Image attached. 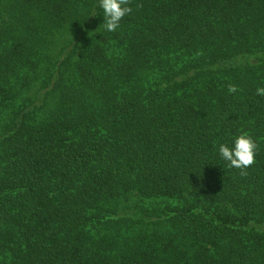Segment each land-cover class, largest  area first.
Wrapping results in <instances>:
<instances>
[{
	"label": "trees",
	"instance_id": "obj_1",
	"mask_svg": "<svg viewBox=\"0 0 264 264\" xmlns=\"http://www.w3.org/2000/svg\"><path fill=\"white\" fill-rule=\"evenodd\" d=\"M128 3L0 0V264H264V0Z\"/></svg>",
	"mask_w": 264,
	"mask_h": 264
},
{
	"label": "clouds",
	"instance_id": "obj_2",
	"mask_svg": "<svg viewBox=\"0 0 264 264\" xmlns=\"http://www.w3.org/2000/svg\"><path fill=\"white\" fill-rule=\"evenodd\" d=\"M102 10L103 27L107 32H115L121 20L132 12L128 0H98ZM236 86L229 85L228 91L235 92ZM257 95H264V87L256 89ZM257 144L248 133L237 135L230 144L220 143L217 146L218 156L227 167L238 168L242 172L254 163Z\"/></svg>",
	"mask_w": 264,
	"mask_h": 264
},
{
	"label": "rangeland",
	"instance_id": "obj_3",
	"mask_svg": "<svg viewBox=\"0 0 264 264\" xmlns=\"http://www.w3.org/2000/svg\"><path fill=\"white\" fill-rule=\"evenodd\" d=\"M255 56H256V55L251 56L250 61H256V60H255V58H256Z\"/></svg>",
	"mask_w": 264,
	"mask_h": 264
}]
</instances>
